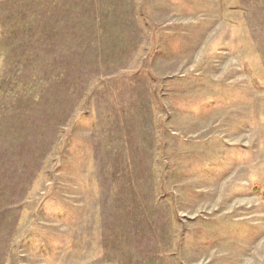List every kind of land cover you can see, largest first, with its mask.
Segmentation results:
<instances>
[{"label": "rangeland", "instance_id": "obj_1", "mask_svg": "<svg viewBox=\"0 0 264 264\" xmlns=\"http://www.w3.org/2000/svg\"><path fill=\"white\" fill-rule=\"evenodd\" d=\"M0 264H264V0H0Z\"/></svg>", "mask_w": 264, "mask_h": 264}]
</instances>
